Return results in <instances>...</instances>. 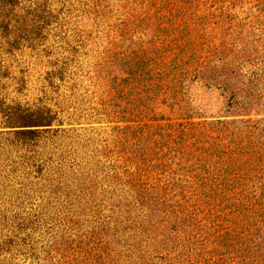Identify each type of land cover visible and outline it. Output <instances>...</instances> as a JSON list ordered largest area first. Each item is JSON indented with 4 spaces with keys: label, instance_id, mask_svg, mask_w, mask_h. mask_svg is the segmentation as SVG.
Returning <instances> with one entry per match:
<instances>
[{
    "label": "rangeland",
    "instance_id": "rangeland-1",
    "mask_svg": "<svg viewBox=\"0 0 264 264\" xmlns=\"http://www.w3.org/2000/svg\"><path fill=\"white\" fill-rule=\"evenodd\" d=\"M6 11L0 264H264V0Z\"/></svg>",
    "mask_w": 264,
    "mask_h": 264
},
{
    "label": "trees",
    "instance_id": "trees-1",
    "mask_svg": "<svg viewBox=\"0 0 264 264\" xmlns=\"http://www.w3.org/2000/svg\"><path fill=\"white\" fill-rule=\"evenodd\" d=\"M2 1L5 2V5H10L12 2V0H2ZM10 15H11V12L6 11L5 13H0V18L1 19H8L10 17ZM11 20H13V19H11ZM168 60L170 62L169 63L170 67L166 63V61H167L166 58H163L159 61L156 60V61L148 62L146 59H143V58H138L137 60H133V59H130L128 57L127 65H129L130 69H132V70L138 69L139 73L143 74L145 72L151 71L150 69L152 68L153 64H155L154 68L157 67L158 69L153 70L152 77H156L157 79L155 78V80H157V82H160V79L165 80L166 74H169L170 78L173 80V79H175V77H178L180 74L187 75V74L191 73L192 71L193 72H195L197 70L201 71L205 68V65L208 63L206 60L204 61L202 59V60H199L196 65L186 64V63L182 64L180 57L171 56V55L168 57ZM149 63L151 65V67L148 66ZM136 65H141V66L139 68ZM156 65H158L159 67ZM167 68H169V69L167 70ZM165 70H166V73H165ZM131 74H134V70L132 72H130V75ZM164 74H165V76H164V78H162ZM154 89H157V84L154 85ZM157 91H156V93H157ZM149 111L152 112L153 110L151 108H146L144 114L148 115ZM45 121L48 122V120H45Z\"/></svg>",
    "mask_w": 264,
    "mask_h": 264
}]
</instances>
